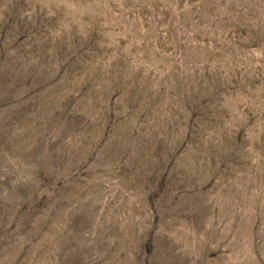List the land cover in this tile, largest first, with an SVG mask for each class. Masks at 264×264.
Instances as JSON below:
<instances>
[{
  "label": "rangeland",
  "instance_id": "obj_1",
  "mask_svg": "<svg viewBox=\"0 0 264 264\" xmlns=\"http://www.w3.org/2000/svg\"><path fill=\"white\" fill-rule=\"evenodd\" d=\"M0 264H264V0H0Z\"/></svg>",
  "mask_w": 264,
  "mask_h": 264
}]
</instances>
